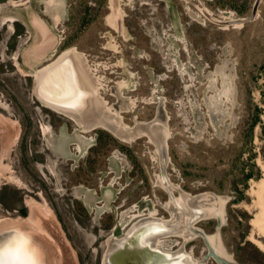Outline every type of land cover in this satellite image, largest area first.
<instances>
[{
  "label": "rangeland",
  "instance_id": "1",
  "mask_svg": "<svg viewBox=\"0 0 264 264\" xmlns=\"http://www.w3.org/2000/svg\"><path fill=\"white\" fill-rule=\"evenodd\" d=\"M255 1L0 0V231L32 226L46 256L54 237L42 224L55 222L73 264H103L108 237L123 236L135 216H171L163 204L180 194L171 183L227 196L225 249L242 264H264V237L250 222V188L264 177V0L253 19L231 23ZM39 28L49 39L39 40ZM71 47L125 125L165 122V165L147 136L84 131L42 106L35 71ZM196 225L211 233L217 220ZM185 247L196 258L207 251L201 236ZM57 250L47 253L52 264L63 263Z\"/></svg>",
  "mask_w": 264,
  "mask_h": 264
},
{
  "label": "bare ground",
  "instance_id": "2",
  "mask_svg": "<svg viewBox=\"0 0 264 264\" xmlns=\"http://www.w3.org/2000/svg\"><path fill=\"white\" fill-rule=\"evenodd\" d=\"M39 29V40H45L48 36L47 32L45 29ZM62 58H64V60ZM57 61L61 62L56 66L58 68H55V63H57ZM89 67L84 54L77 51L75 47H71L63 51L54 61L38 68L35 71V86L39 83L37 88H40V91L42 89L48 91L46 95L42 93V95L45 96H42V98L47 101L39 98L40 96L38 97L43 104L42 106L48 107L71 118L76 125L80 126V128H84V131L102 127L108 129L115 135V133L109 129V126H113L120 132H124L125 135L130 134L132 131L133 133L139 134L137 137H149L158 149V147L163 144V141H166L168 138L165 122L157 118L150 121L136 119L134 125H125L119 115V110L116 109V111H113L112 107L107 104L99 94L97 86L98 79L95 77L94 73L90 71L91 68L89 69ZM49 71V77L44 80L45 74ZM78 93H84V97H86L85 102L82 104H79L80 100H78V96H76ZM75 98H77V100ZM52 100H57L60 104H52ZM130 105L131 103L124 102V105L121 104L120 108L128 109ZM115 136L119 138L118 135ZM137 137L133 139L126 138V140L124 138V140L131 142ZM5 152L9 151L6 150ZM0 164L2 165V163ZM261 166L263 168V165ZM11 181L9 180V182ZM175 190L179 191L180 194L178 196L171 195L170 200L163 204L170 212L171 216L168 218L158 216L156 211H151L148 214H138L137 216L134 214L135 219L130 223L123 236L111 235L108 237L107 250L103 255V264H106L107 257H109L114 264H212L210 263V259L206 260L204 258L208 251V247L205 243V239L199 233V230L205 232L213 249L219 255L233 259L232 255L227 252L221 241L218 224L215 228L216 230L211 233L206 232L203 228L196 225L199 221L208 218H216L217 221L221 219L224 224V206L228 197L213 192L193 194L185 191L180 186L171 184L170 191ZM250 193L254 196L253 207L255 210L254 216L250 222L257 228L259 236L264 237V177L254 181L250 188ZM35 205H37V203ZM30 207L31 213L33 214L36 207H34L33 204H31ZM37 208L38 212H40V208ZM46 215H48L47 218H49V214L47 213ZM3 220L5 221V218H3ZM23 220L26 219L23 218ZM31 220L29 221L32 222L33 220ZM10 221L12 220L9 219L8 222ZM22 223H24V221ZM35 223H33V225ZM44 223L42 225L45 233L54 237V243L51 242L54 245H50L46 236V262H52L51 259H48L47 253L50 254L52 251L55 253L58 251L57 249H59L63 255L62 264H73L72 257H69V254L67 255L70 249L66 248L62 234L59 233L55 227L57 226L55 222L53 223L54 226L49 221H46L45 225ZM18 224L20 225V223H17L15 226H19ZM31 228L33 227L31 226ZM31 228L28 227V229ZM172 236L179 237L180 239H171ZM197 236L203 238L206 247L205 250H207L202 258H196L193 251H188L185 247L188 241ZM250 239L256 245L260 247L263 246L262 240L258 239L256 236L251 235ZM132 257L133 261L131 260Z\"/></svg>",
  "mask_w": 264,
  "mask_h": 264
},
{
  "label": "clouds",
  "instance_id": "3",
  "mask_svg": "<svg viewBox=\"0 0 264 264\" xmlns=\"http://www.w3.org/2000/svg\"><path fill=\"white\" fill-rule=\"evenodd\" d=\"M0 264H46L45 253L29 229L0 231Z\"/></svg>",
  "mask_w": 264,
  "mask_h": 264
},
{
  "label": "water",
  "instance_id": "4",
  "mask_svg": "<svg viewBox=\"0 0 264 264\" xmlns=\"http://www.w3.org/2000/svg\"><path fill=\"white\" fill-rule=\"evenodd\" d=\"M113 1V3H115V1L116 0H112ZM259 1L260 0H256L255 1V3H254V8H253V12H252V14L249 16V17H241V18H237V19H234V20H231V23H245L246 21H249V20H251V19H253L254 17H255V14L257 13V7H258V3H259ZM64 58H66V57H64ZM64 58H62L63 60H64ZM62 61V60H61ZM61 61H57V63H55L56 65H55V68H58V67H56L58 64H59V62H61ZM54 66V65H53ZM49 74H50V71L48 72V73H46L45 74V77H44V80L45 79H47L48 77H49ZM38 84L39 83H37L36 84V86H34V93H35V96L38 98L39 96V98H41V99H43L44 101H47L46 99H44V98H42V96L43 97H45L44 95H42V93H44L45 95H46V93L48 92L47 90H45V89H42L41 91H40V88H37V86H38ZM47 88V87H46ZM48 89V88H47ZM62 94V93H61ZM60 94V95H61ZM66 94V93H65ZM59 95V96H60ZM76 96H78V100H80L79 101V104H82V103H84L85 102V100H86V97H84L85 95H84V93L83 94H81V93H78V95H76ZM38 98V99H39ZM76 100H77V98H75ZM40 100V99H39ZM50 102V101H49ZM51 103L52 104H55V105H59L60 103L57 101V100H52L51 101ZM73 118H75V117H73ZM157 119H160L159 118V116L157 117ZM82 129H84V128H82ZM109 129H111L114 133H115V135H118L119 136V138H121V139H123L124 140V138H125V140H126V138L127 139H133V138H135V137H137L139 134L138 133H133L132 131H131V133L130 134H127V135H129V136H127V135H125V133L124 132H120L118 129H115V127H113V126H109ZM150 139V138H149ZM151 140V139H150ZM167 141H163V144L162 145H160L159 147H158V151L160 152V155H161V158H162V160H163V164L165 165L166 163H167V160H168V155H167V143H166ZM169 186V190H170V184L168 185ZM217 224H218V229H220L221 228V226L223 225V221H221V219H218V221H217ZM3 231H5V230H3ZM199 233L203 236V238L205 239V243H206V245H207V247H208V251H207V253L205 254V259L206 260H209V259H215L216 260V262L217 263H219V264H242V263H240V262H238V261H236V260H234V259H229V258H225V257H223V256H221V255H219L214 249H213V247H212V245H211V243H210V241H209V239L207 238V235L205 234V232L203 231V230H199ZM131 260L133 261V257L131 258ZM106 264H114L111 260H110V258L109 257H107L106 258Z\"/></svg>",
  "mask_w": 264,
  "mask_h": 264
},
{
  "label": "trees",
  "instance_id": "5",
  "mask_svg": "<svg viewBox=\"0 0 264 264\" xmlns=\"http://www.w3.org/2000/svg\"><path fill=\"white\" fill-rule=\"evenodd\" d=\"M21 211L24 213V214H26V210L23 208V209H21Z\"/></svg>",
  "mask_w": 264,
  "mask_h": 264
}]
</instances>
